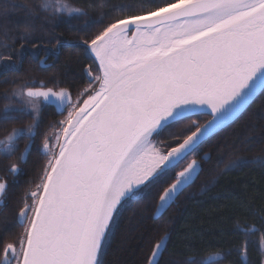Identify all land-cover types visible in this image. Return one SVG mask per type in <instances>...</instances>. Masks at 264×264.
Segmentation results:
<instances>
[{
  "label": "snow or ice",
  "instance_id": "obj_1",
  "mask_svg": "<svg viewBox=\"0 0 264 264\" xmlns=\"http://www.w3.org/2000/svg\"><path fill=\"white\" fill-rule=\"evenodd\" d=\"M92 6L58 0L53 12L85 17V27L103 24L104 15H89ZM41 8L47 11L49 6ZM126 11L117 6L110 22L82 41L99 62L96 75L91 66L83 69L88 76L84 92L92 89L83 107L72 104L67 89L54 91L42 83H24L3 94L8 101L0 109L4 160L17 156L21 139L25 144L18 159H25L37 136L42 103L55 104L61 112L74 110L58 122L66 125L61 129L63 142L56 137L58 153L44 137L49 159L42 184L37 185L43 191H32V203L25 200L19 208L16 218L23 233L11 240L6 230L0 236V264H104L121 208L141 199L166 170L195 153L202 141L234 120L255 102L258 90H264V0H143L140 14ZM32 27L25 23L21 39H27ZM39 64H44L42 58ZM195 112L210 119L193 124L195 131L189 128L190 134L167 152L156 147L153 138L165 131L179 139L171 129ZM25 115L32 117L26 126L6 127ZM260 162L264 166V158ZM242 163L233 160L227 167ZM198 167L192 160L176 174L175 182L159 196L158 213L174 202ZM18 171L16 163L9 165L8 174ZM7 189L0 179V199L6 198ZM238 227L244 239L237 252L246 260L248 238L259 229ZM167 242L165 235L152 246L146 264H160ZM259 244L264 257V233ZM223 256H189L185 264H219Z\"/></svg>",
  "mask_w": 264,
  "mask_h": 264
},
{
  "label": "trees",
  "instance_id": "obj_2",
  "mask_svg": "<svg viewBox=\"0 0 264 264\" xmlns=\"http://www.w3.org/2000/svg\"><path fill=\"white\" fill-rule=\"evenodd\" d=\"M43 1L0 0V109L8 102L3 99V94L11 93L24 83L34 87H40L42 83L53 90L67 89L79 107L92 93V89L84 92L88 87V76L83 69L91 66L93 74H97V65L82 41L102 30L103 24L110 22L116 14L117 6L124 7L126 14L135 15L140 14L137 10L143 2L62 0L76 7L90 2L93 6L87 11L91 17L104 15L103 24L85 27V17L76 19L66 14H54L50 7L47 11L42 10ZM26 22L33 27L27 39H21ZM56 40H60L59 45ZM44 57L47 59L40 65L39 59ZM97 86L98 83L94 88ZM254 100L230 125L203 141L195 153L166 170L144 191L141 199L121 208L113 225V237L106 246L104 264H146L152 246L165 235L168 242L160 264L169 261L185 264L189 256L200 260L217 252L224 254L219 264H261L264 259L259 244L264 233V166L260 162L264 158V90ZM54 109L52 105L41 104L37 136L24 162H19L16 157L0 159V178L8 183L7 196L0 206V236H4L6 230L8 240L19 237L24 231L16 218L23 202L32 203L30 193L42 191L37 185L42 184L49 159L42 151L43 140L65 116L56 115ZM208 118L206 115L190 116L175 125L171 130L180 134L179 139H171L167 131L153 139L165 152L190 134L189 128L195 130L194 122L203 124ZM31 119V115H25L6 127L26 126ZM3 134L0 131V136ZM24 144L21 139L18 152L23 151ZM205 154L209 156L207 160L202 159ZM192 160L199 161L201 167L195 181L178 195L163 215L154 218L159 196ZM233 160L243 163L227 167ZM13 162L19 167L16 176L8 174V167ZM238 226L259 229L248 238L246 260L237 252L244 239ZM229 249L232 251L227 254ZM2 254L0 247V257Z\"/></svg>",
  "mask_w": 264,
  "mask_h": 264
},
{
  "label": "water",
  "instance_id": "obj_3",
  "mask_svg": "<svg viewBox=\"0 0 264 264\" xmlns=\"http://www.w3.org/2000/svg\"><path fill=\"white\" fill-rule=\"evenodd\" d=\"M130 38H131V36H130ZM88 53H89V55L92 57V59L95 61L96 65H97V67H98L99 62L95 60V56H94V54H92L90 51H88ZM46 59H47V57H44V58H43L44 61H45ZM98 88H99V84H98V86H97L96 89H98ZM54 91H59V89L54 90ZM261 91H262V90H258L257 95H258ZM68 92L70 93L69 90H68ZM70 95H71V97H72V102H73V96H72L71 93H70ZM254 99H255V98H254ZM44 104H47V103H44ZM49 105L54 106V108L56 109V112L59 113V114L62 113V112H64L65 109H66V108H64V109L62 110V112H61V110L58 109L57 106H56L55 104H49ZM83 106H84V105H83V103H82L79 107H83ZM243 111H244V110H243ZM243 111H242V112H243ZM242 112H240V113L234 118V120H235L238 116H240ZM197 115H203V114H202L201 112H195V113L190 114V116H197ZM206 116H207V115H206ZM208 119H210V117H209ZM208 119H207V120H208ZM207 120H206V121H207ZM206 121H205V122H206ZM205 122H203V123H205ZM232 122H233V120L227 122L224 126H222L220 129H218L214 134H216V133L219 132L221 129L225 128L226 126L230 125ZM194 124H198V123L194 122ZM65 126H66V125H65ZM65 126H64V127H65ZM194 131H195V130H194ZM214 134H212V135H214ZM212 135H211V136H212ZM63 139H64V138H63V136H62V134H61V138H60V142H61V143L63 142ZM207 139H209V137L206 138L205 140H207ZM205 140H204V141H205ZM181 142H182V141H181ZM202 142H203V141H202ZM202 142H201V143H202ZM176 146H177V145H176ZM197 148H198V147H197ZM58 151H59V148L57 149L56 152L58 153ZM167 151H168V150H167ZM167 151H165V152H167ZM186 158H187V157H186ZM186 158H185V159H186ZM208 158H209V156H208L207 154L202 155V159H203V160H207ZM182 161H183V160H182ZM180 162H181V161H180ZM180 162H179V163H180ZM197 163H198L199 167H198V169H197L196 174L193 176L192 181L189 182V184H187V185L182 189V191H184V189H186L187 187H189V185L192 184V183L195 181V178L198 176V174H199V172H200V170H201V167H200V162L197 161ZM176 166H177V165H176ZM167 188H168V187H167ZM42 191H43V189H42ZM42 191H41V193H42ZM182 191H180L179 194H180ZM162 194H163V193H162ZM162 194H161V195H162ZM179 194H178V195H179ZM178 195L176 196V198L178 197ZM176 198H175V199H176ZM174 201H175V200H174ZM158 203H159V199H158ZM158 203H157V204H158ZM173 203H174V202H173ZM173 203H171L170 206H171ZM170 206H169V207H170ZM169 207H168V208H169ZM168 208H167V209H168ZM166 211H167V210H166ZM164 212H165V211H164ZM164 212H162V213H158V212H157V206H156V209H155V212H154V218H158V217H160L161 215H163Z\"/></svg>",
  "mask_w": 264,
  "mask_h": 264
},
{
  "label": "rangeland",
  "instance_id": "obj_4",
  "mask_svg": "<svg viewBox=\"0 0 264 264\" xmlns=\"http://www.w3.org/2000/svg\"><path fill=\"white\" fill-rule=\"evenodd\" d=\"M59 2L60 3H65V1H62V0H59ZM67 3V2H66ZM43 4H47L50 8H55L56 6H57V4H58V0H44L43 1ZM129 38H130V36H129ZM73 105H75V103L73 102L72 103ZM68 110H67V114H68V112L69 111H71V110H73V108H67ZM199 124V123H198ZM54 135L51 137V139H50V141H49V146H50V148H52V151L53 152H56L57 151V149H58V147H56L55 145H56V137L57 136H60V138H61V133H60V131H58L57 133H53ZM154 142H156V141H154ZM156 147L157 148H159L160 150H161V148L159 147V146H157L156 145ZM43 149V148H42ZM161 151H163V150H161ZM43 152H44V150H43ZM164 152V151H163ZM45 153V152H44ZM31 215V214H30Z\"/></svg>",
  "mask_w": 264,
  "mask_h": 264
},
{
  "label": "flooded vegetation",
  "instance_id": "obj_5",
  "mask_svg": "<svg viewBox=\"0 0 264 264\" xmlns=\"http://www.w3.org/2000/svg\"><path fill=\"white\" fill-rule=\"evenodd\" d=\"M42 104H44V103H42ZM54 107V106H53ZM55 110V114L56 115H58V116H62V115H65L63 118H61V119H59V121H61V120H65L66 118H67V108L65 109V111L64 112H62V113H57L56 112V109H54ZM58 121V122H59ZM65 125H60L59 123H57V127L54 129V130H52L51 131V133H50V135L48 136V138H49V141H50V139H51V137L54 135L53 133H57L58 131H60V133H61V129H62V127H64ZM42 148H43V146H42ZM42 151H43V149H42ZM20 152H22V151H20ZM20 152H17V156H16V159L19 161V162H24L25 161V159H26V156H27V154L25 155V159L24 160H20V159H18V157H19V155H20ZM18 174V172L17 173H15L14 175L16 176ZM0 179H3V178H0ZM3 180H5V179H3ZM6 181V180H5ZM7 182V181H6ZM8 184V183H7ZM4 204V200L3 199H0V206H2Z\"/></svg>",
  "mask_w": 264,
  "mask_h": 264
}]
</instances>
